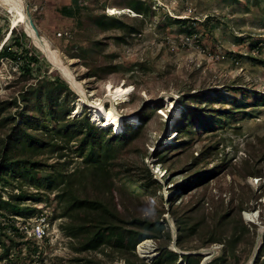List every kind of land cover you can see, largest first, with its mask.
Segmentation results:
<instances>
[{"label": "rangeland", "instance_id": "1", "mask_svg": "<svg viewBox=\"0 0 264 264\" xmlns=\"http://www.w3.org/2000/svg\"><path fill=\"white\" fill-rule=\"evenodd\" d=\"M144 1L150 9L143 14L126 7L132 0H77L80 11L69 14L62 6L74 0H25L38 32L92 92V100L104 99L110 82L133 85L127 100L117 107L127 115L124 126H141V130L131 142L114 144L115 156L104 175L94 180L89 170L81 171L85 163L78 138L52 139L55 119L62 110L68 108V116L73 118L92 112V108L84 104L76 111L79 94L20 25L15 26L16 36L38 60L30 71L23 72L18 62L0 58V103L11 102L4 114L12 115L17 123L23 105L21 92L30 83L63 79L54 90L49 88L41 124L45 139L60 146L34 151L31 159L50 171L68 173L72 190L80 197H101L115 203L125 220H119L120 224L131 226L136 217L159 218L164 228L156 237L138 242L136 255L121 254L107 246L80 250L82 235L68 233V227L85 223V212L67 210L60 195L65 185L61 184L52 190L40 189L41 200L25 201L36 206V215H47L51 235L37 240L35 247L29 232L26 238L31 242H25L11 227L6 233L2 230L0 252L4 239L10 254L0 264H159L165 248L179 253L173 264H187L184 254L196 256L202 264L204 256L199 251L211 246L219 253L206 264H248L258 242L255 261L264 253V233L258 237L264 225V181L254 178H264V0ZM111 6L118 7L115 15L126 25L110 23L105 14H114ZM121 7L125 11H120ZM125 12L140 16L133 19ZM11 27V15L0 5V46ZM12 36L7 43L13 42ZM197 90L221 96V101L211 106L220 109L222 119L213 129L196 126L193 133L187 129L177 133L176 121L187 109L186 94ZM15 100L20 108L12 103ZM105 105L111 102L106 100ZM13 124L0 125V156ZM110 129L116 132L114 127ZM184 138L187 141L180 143ZM40 174L38 171L37 176ZM18 178L13 185L2 182L3 198L22 189L37 191L31 176ZM135 187L141 194L133 191ZM256 209L258 219L247 220L243 211ZM20 218L10 222L23 227ZM235 228L238 237L229 241ZM214 234L222 240L208 242ZM145 241L152 251L149 257L138 250Z\"/></svg>", "mask_w": 264, "mask_h": 264}, {"label": "trees", "instance_id": "2", "mask_svg": "<svg viewBox=\"0 0 264 264\" xmlns=\"http://www.w3.org/2000/svg\"><path fill=\"white\" fill-rule=\"evenodd\" d=\"M125 7V6H123ZM133 9L138 14H143L149 11L150 7L146 5L144 0H132L130 5H126ZM81 9L78 6L77 0L73 4L62 6V10L73 14L79 12ZM130 14L129 12H125ZM111 19V24L123 27L127 23L125 20L115 14H105ZM133 19H137L132 15ZM100 23H104L102 17L97 18ZM135 25L131 24V29H135ZM15 28L10 30L13 35V42H4L0 50V58L9 57L15 63H19V67L23 72L31 70V64L37 62L38 57L34 53H30L29 48L25 46L23 41L15 34ZM16 46L17 48H14ZM20 60V62H19ZM63 83V79L57 77V80H48L47 78L40 79L36 83H30L28 88L21 92V100L23 105H20L15 100L12 103L20 108L18 110L19 122L15 123L16 118L10 114H4L6 109L10 107L11 102L7 104L0 103V125L4 126L7 123H14L12 131L4 139V149L0 156V185L11 184L19 178V175H28L33 179V183L37 191L29 192L22 189L19 193L11 194L9 198H3L0 193V236L2 230L6 233L8 227H11L18 235L25 238V242H31V238L27 237L25 228L19 226L11 220H18L19 217H32L36 215L37 208L34 205L26 204L27 199L41 200L38 195L40 189L52 190L58 188L61 184L65 185L60 195L64 197L67 204V210L82 209L85 212L86 222L78 225L68 227V233H80L83 237L82 246L80 250L88 249H101L103 246L110 247L111 249L120 252L121 254L133 253L135 246L138 242L147 237H156L157 232L161 231L164 227L161 220L141 219L134 218L131 220V226L120 224V221H125L117 205H111L106 199L101 197L85 198L80 197L77 193L73 192L71 187V178L69 174L61 171H50L43 166L40 161L31 159V153L40 150L44 147L60 146L58 142H53L54 139L70 140L74 137L79 139V151L83 157L84 167L82 172L90 171L92 179L104 175L108 170L110 160L115 156L114 144L119 141L122 144H127L134 140L141 130L140 127H134L132 124H126L124 129L119 132H112L110 126H103L100 123L91 119V111H85L77 117L70 118L69 109L62 110L59 116L55 119L53 128V140L45 139L41 130V124L44 122V107L48 99L49 88L55 89L56 85ZM188 95L186 101L187 109L184 115L176 121L177 130L187 129L188 133L194 132V127L203 126L207 129H213L221 120L219 113L220 109L211 105L221 101V96L208 94L202 91H194L186 94ZM241 102L235 104L236 107L240 106ZM12 105V104H11ZM210 105V106H207ZM246 111V110H245ZM16 117V116H15ZM106 135V136H105ZM180 143L186 142V138L180 140ZM41 172L37 176V172ZM98 176V177H96ZM204 178L201 176V179ZM127 187H130L125 182ZM135 193H140L138 188H134ZM173 198H171L172 200ZM242 222V221H241ZM65 227V226H64ZM67 228V226H66ZM243 230L247 231L248 227L243 222ZM239 229L235 228L232 232L231 240L238 237ZM220 236L213 235V238L208 242L220 241ZM3 251L0 252V260L7 258L10 254V247L6 245L5 240L1 239ZM37 240H33V245L37 246ZM264 247V246H263ZM260 253L254 264H264V257ZM187 264H198L196 256L192 254L182 255ZM179 253L170 249H166L161 253L158 259L159 264H173L178 259ZM131 264V262H130Z\"/></svg>", "mask_w": 264, "mask_h": 264}, {"label": "bare ground", "instance_id": "3", "mask_svg": "<svg viewBox=\"0 0 264 264\" xmlns=\"http://www.w3.org/2000/svg\"><path fill=\"white\" fill-rule=\"evenodd\" d=\"M0 5L11 15L12 27L15 28L16 25L22 26L26 35L30 37L33 44L43 53L46 59L51 63V66L54 69H57V71H59V73L67 80L71 87L79 94V102L76 111L80 112L84 104H89L92 108L91 116L94 120L99 121L103 126L114 127V131L116 132L121 131L127 115L122 114L119 111L117 104H122V102L127 100L129 94L133 91V85H114L110 82L106 85L105 98L92 100V92L90 93L85 85L76 78L73 70L64 62L59 51L52 47L49 40L38 32L26 10L25 0H0ZM116 8L118 7L111 6V13L115 14ZM119 9L120 11H125L123 7ZM10 35L11 34L8 32V36L4 42L9 39ZM2 46L3 45L0 46V50L2 49ZM106 100L111 102L110 106L105 105ZM131 118H135V116ZM243 214L247 220H253L254 222L257 220L254 212L244 211ZM261 229H264L263 224L261 225ZM149 246V241H145L139 245L138 250L141 255L148 257L152 255V251ZM205 253L207 255L210 254L207 259H211L219 253V250L217 247L206 248Z\"/></svg>", "mask_w": 264, "mask_h": 264}, {"label": "built area", "instance_id": "4", "mask_svg": "<svg viewBox=\"0 0 264 264\" xmlns=\"http://www.w3.org/2000/svg\"><path fill=\"white\" fill-rule=\"evenodd\" d=\"M254 178L256 179L257 182L261 179H263L264 181V178L262 176H254ZM250 212H254L255 216L258 219L259 209H256L255 211L251 210ZM20 219H22L24 222L23 228H25L27 233L29 232L31 237H34L35 240L46 239L51 235L52 232L50 229L51 222L47 219V215L45 213H40L27 218L21 217Z\"/></svg>", "mask_w": 264, "mask_h": 264}, {"label": "water", "instance_id": "5", "mask_svg": "<svg viewBox=\"0 0 264 264\" xmlns=\"http://www.w3.org/2000/svg\"><path fill=\"white\" fill-rule=\"evenodd\" d=\"M12 28H13V27H11V29H12ZM11 29H10V30H11ZM263 233H264V229H259V233H258V237H259V239H260V237L263 235ZM211 247H212V246H211ZM206 248H207V247H206ZM206 248H203V249H202L203 251H199V253L203 254V256H204L203 261H202V264H206V262L209 260V259H207V257H208L210 254L207 255V254L205 253V252H206ZM259 248H260V242L257 243V246H256V249H255V251H254V254L252 255V258L250 259V261L248 262V264H253V263H254ZM204 250H205V251H204ZM178 251L181 252V253H188L187 251H183V250H179V249H178Z\"/></svg>", "mask_w": 264, "mask_h": 264}]
</instances>
